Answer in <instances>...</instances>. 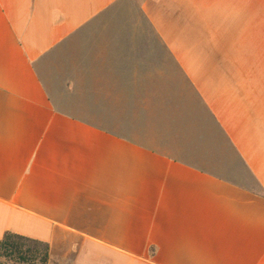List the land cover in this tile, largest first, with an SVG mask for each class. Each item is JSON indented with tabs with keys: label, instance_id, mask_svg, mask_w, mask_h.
Masks as SVG:
<instances>
[{
	"label": "crops",
	"instance_id": "0c3cea01",
	"mask_svg": "<svg viewBox=\"0 0 264 264\" xmlns=\"http://www.w3.org/2000/svg\"><path fill=\"white\" fill-rule=\"evenodd\" d=\"M48 264H264V0H0V240Z\"/></svg>",
	"mask_w": 264,
	"mask_h": 264
},
{
	"label": "trees",
	"instance_id": "16d2710c",
	"mask_svg": "<svg viewBox=\"0 0 264 264\" xmlns=\"http://www.w3.org/2000/svg\"><path fill=\"white\" fill-rule=\"evenodd\" d=\"M0 257L14 260L16 264H48L49 262L45 244L10 233L0 240Z\"/></svg>",
	"mask_w": 264,
	"mask_h": 264
},
{
	"label": "rangeland",
	"instance_id": "374dc122",
	"mask_svg": "<svg viewBox=\"0 0 264 264\" xmlns=\"http://www.w3.org/2000/svg\"><path fill=\"white\" fill-rule=\"evenodd\" d=\"M40 249H43V248L40 247ZM0 264H16V262L14 260L11 261V260L0 257Z\"/></svg>",
	"mask_w": 264,
	"mask_h": 264
}]
</instances>
